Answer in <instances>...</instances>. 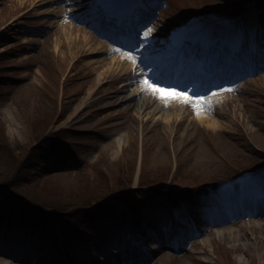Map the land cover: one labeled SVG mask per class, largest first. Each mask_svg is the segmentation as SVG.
<instances>
[{
    "label": "rangeland",
    "instance_id": "1",
    "mask_svg": "<svg viewBox=\"0 0 264 264\" xmlns=\"http://www.w3.org/2000/svg\"><path fill=\"white\" fill-rule=\"evenodd\" d=\"M95 1L0 0V27L14 19L0 31V144L13 153L9 161L0 156V230L15 226L24 234L37 235L40 245H48L52 252L45 264H73L70 258L84 264L76 251L81 246L93 253L87 262L102 260V248L113 250L105 242L109 230L117 241L121 238L122 243L140 248L133 255L151 256L146 264H183L186 250L178 237L173 240L174 227L167 232V246L162 249L158 243L162 238L153 240L149 234L154 228L157 235L164 234L159 228L163 223L147 225L139 218L148 220L137 210L149 205L146 213L152 216L150 211L165 201L172 207L184 202L185 207L196 208L218 197L224 203L252 199V188L257 190L255 196L264 198V59L258 61L260 71L220 90L217 95L222 101L209 93L202 96L210 98L214 112L227 121L222 128L214 130L188 121L177 127L174 122L168 126L174 132L168 134L156 117L170 112L168 103L173 98L169 97L167 102L157 99L169 108L163 106L143 129L122 115L119 103L110 101L118 92L104 83L108 80L96 85L106 66L100 61L109 62L106 50L112 51L92 33L96 24L82 19L92 14L89 10ZM246 8L255 12L253 28L264 48V0H157L142 33L151 29L147 39L157 47L161 41H170L174 32L190 28L187 24L198 17L196 20L211 25H241ZM75 38L94 41L85 45ZM95 41H100V46ZM241 43L250 45L246 37ZM93 68L96 71L90 75ZM95 89V102L87 106ZM115 134L123 139L129 136L128 144L122 143L120 148V143H115L111 156L98 158L97 153L92 155L94 151L87 155L92 147L87 141L101 143L102 138ZM30 148L33 150L24 163L22 154ZM85 155L87 160H83ZM169 182L172 187L167 188ZM153 187L161 190L155 192ZM132 188L141 190L134 193ZM237 193H242L240 198ZM231 194L233 199L228 198ZM122 208L128 215L132 213L135 233L129 232V221L120 219L127 216ZM165 210L159 217H167L175 227L182 215L190 214ZM248 219L262 221L264 217H240L249 233ZM222 228L237 229L231 224L218 230ZM209 235L201 233L197 242ZM211 235L213 246L206 253L215 264H240L239 258L244 264H259L253 251L251 255L235 253L224 234L215 231ZM191 257V264H204L201 260L209 256Z\"/></svg>",
    "mask_w": 264,
    "mask_h": 264
},
{
    "label": "bare ground",
    "instance_id": "2",
    "mask_svg": "<svg viewBox=\"0 0 264 264\" xmlns=\"http://www.w3.org/2000/svg\"><path fill=\"white\" fill-rule=\"evenodd\" d=\"M99 3L108 2L107 5H105V9L108 8V5L110 4L109 0H98ZM154 1V0H152ZM129 3V9H124L120 6L123 5H117V9L114 10V12H110V14H105L103 17L106 21L112 22L115 18L117 20L119 18L127 16H133L136 15V11L145 10L148 11L147 3L141 0H137L136 2H120L119 4H127ZM111 10V9H110ZM115 15V16H114ZM254 19H255V12L249 11L244 14V21L241 25L234 24V28L228 29V32H225V29L220 24H214L211 25V23H206L200 20L195 21V27L188 31H183L179 33L178 35H174L171 38L170 43L168 47L166 48V53L162 57L163 59H166V57L170 56V59L163 61L164 66L169 70L170 73L165 74H158L156 77H149V74L147 73L146 76L142 74L143 67H145V63H148L149 61H146L150 57H147L146 53H144V58L140 59L142 62H138L136 55L131 52L133 56L136 57L135 64L127 58V53L130 51H127V48L122 47L121 49L123 51L116 52L114 51L115 48H110L104 41L106 47L112 51V53H109L108 50H106V54L108 56L109 62L102 60L100 61L101 64L106 65L104 70L101 72L97 79V83L99 86L102 85L100 83L102 80H108L105 81V84H108L110 87H115L118 94L113 96L110 101L112 103H119L117 106L122 107L124 109L123 116L127 118H132V121L136 124H141V128L145 129L147 128L148 121L155 116L156 113H159L165 109L160 103L157 102V99L159 98L157 95H155L151 91H142V85L139 83L142 79L147 78L150 81L157 83L158 85L162 86L165 90L162 93L164 96L173 98L169 100L168 105L170 106V112H163L161 116L156 117V120H161L163 123V128L166 130L168 134H171V132H174L170 129H168V126L172 125V123H176V126L179 127L181 122L188 121L190 124L194 123H201L205 124L206 126L216 130L220 129L225 125V122H227L222 115L219 113L214 112L213 107H215L213 101L211 103V110L205 109V111L201 110L200 114L197 115V113H194L192 110V107L188 104H182V102L176 98L175 92H182L186 88H189V85L191 84L190 75L186 76L188 74V69H186L187 65H185L186 62H180L174 53L173 49H176L177 46H190L194 49L198 43L204 44L205 42H199L195 38H199L202 40H205L206 43H210V40L212 39L213 42L211 44L216 43V38H218L221 34H226V38H229L228 41V47L231 46V54L241 52L243 49V45L241 43V37L243 34H247L251 38L252 42V50L251 52L256 51V54L258 52L257 46L254 42V35H253V26H254ZM14 19L9 21L7 25H10L13 22ZM6 25V26H7ZM104 26V25H103ZM71 27V30L73 31V27ZM105 27V26H104ZM110 27H106L107 30H109ZM4 29V26L2 30ZM117 31V36H120L122 34V30L120 28H115ZM116 36V38H117ZM89 38H92L91 36ZM225 38V39H226ZM75 40H81L80 38H75ZM85 45L89 44L90 41H94L93 39H87L82 38L81 40ZM96 42V41H95ZM97 45L100 46V41L96 42ZM115 43V42H114ZM117 44V43H116ZM131 44V43H130ZM123 44V46H133L132 44ZM142 44H147L146 46H153V43L147 42L143 39ZM167 44H164L166 46ZM207 49H209L210 45ZM223 46V43H222ZM224 47V46H223ZM214 48V46L211 47V50ZM161 49V48H159ZM158 51L161 53L163 51ZM206 49V50H207ZM220 53H224L225 51L222 50ZM117 54V55H116ZM159 54V53H158ZM182 57L184 58V54H182ZM242 58H244L243 55H241ZM144 59V61H143ZM158 59V63L161 65V59ZM174 60V61H173ZM154 59L152 60V62ZM177 61V69L175 70L174 63ZM194 61L198 64V71L203 70L205 66H208L209 68H215V66L219 63L218 58L214 61L211 59V57L206 58V60L203 57V51L198 52L197 56L194 58ZM231 58L229 57L228 60L225 62H231ZM214 64V66L210 64ZM222 63H220L221 65ZM162 66V65H161ZM164 66L163 69H164ZM137 68V72L133 73L132 69ZM91 69V68H90ZM89 69V70H90ZM98 69V68H97ZM96 71V68H93L91 70V74H93ZM163 71H161L162 73ZM160 73V72H159ZM173 73L174 75H172ZM186 76V77H185ZM164 78H169L170 80L174 81L172 83H165L162 80ZM186 83V84H185ZM118 86V87H117ZM133 89L131 96L121 98V95L127 94ZM170 90V91H169ZM215 93L219 94L221 91H214ZM98 89L93 90L91 93L93 96L89 97V102L87 103V106L91 105L95 102L94 97L97 95ZM189 96H194L195 94H200L201 91L199 88L191 89L188 92ZM213 93V92H212ZM211 93V95H212ZM212 95V97H216L215 99L217 101H222V97L218 95ZM213 97V98H214ZM156 98V100H155ZM100 105L103 104V102L99 103ZM182 104V110H180L178 113H176V108ZM184 106V109H183ZM106 108H111V106H106ZM169 108V107H168ZM132 110L134 112H132ZM110 114L106 117L109 118ZM219 118V120H216L215 118ZM115 121V120H111ZM112 125H109L107 128H109ZM144 131V130H143ZM128 135V134H127ZM118 134H115L114 136H110L108 139L106 137L102 138L101 143L89 142L87 141V146L91 145L94 148V152L92 155L98 154L97 157L101 156H111L113 153L111 152V148L115 147V143H120V148L124 144H128L130 138L129 136H126L125 139H123V136H118ZM117 137V138H116ZM123 143V144H122ZM122 144V145H121ZM115 153V151H113ZM90 157V156H89ZM218 201H222L216 199ZM193 216L196 215V218L193 222L190 221V219H185L184 223H186L188 226H198L203 225V228H200V230L204 233L210 234L205 240H201L197 242V240L188 238L185 240L184 246L188 249L184 259L183 264H191V256L192 255H199L202 254L204 256H209L207 258L202 259V263L204 264H215L212 260L211 254L206 253V249L210 247L212 249V244L214 242V239L212 237V233L217 231L219 235L224 234V237L226 236L230 244V249L235 253H240L241 255L244 252H247L249 255L252 254V251L256 256L259 264H264V219L254 221L252 219H248V225H249V233L245 231V226L247 223L243 222L244 220H239V218L242 215H248L247 217H254V216H263L264 217V200L254 202L252 200H244L241 202L231 201L228 204H220V202H206L198 206V208H193L192 213ZM239 217V218H238ZM167 224V223H166ZM225 224H231L236 225L237 229H233L231 231H228L224 228H221V226ZM168 225V224H167ZM109 229H112V226H108ZM166 228V227H165ZM216 229V230H214ZM255 229H257L258 233L255 234ZM108 232L112 233L111 230ZM190 229V233H191ZM182 233L181 228L177 227L176 235L179 236ZM188 231H186V234L188 235ZM42 242L39 240V237L37 235H28L21 232L17 227H9L4 232L0 230V264H45L43 263V260L45 257L50 253V247L40 245ZM82 247V246H81ZM92 248L89 246V249ZM118 249H129L126 246H119ZM84 251V250H82ZM121 252H131V251H122ZM207 252L209 250L207 249ZM52 254V253H51ZM84 254L91 256L93 253L91 252H85ZM111 257V256H110ZM80 258H82L84 261H86V258L80 254ZM146 259H141L139 256H136L135 261H128L132 262L133 264H140L142 261H145ZM239 263L244 264V259L239 258ZM111 261V259H110ZM122 264V263H119Z\"/></svg>",
    "mask_w": 264,
    "mask_h": 264
},
{
    "label": "snow or ice",
    "instance_id": "3",
    "mask_svg": "<svg viewBox=\"0 0 264 264\" xmlns=\"http://www.w3.org/2000/svg\"><path fill=\"white\" fill-rule=\"evenodd\" d=\"M151 31V29H148L147 32H145V37L148 36V33ZM116 52H120L121 49L117 48L114 49ZM127 58L131 60L134 64L136 62V57L131 54V52L127 53ZM133 73L137 72V68L132 69ZM142 85V91H151L155 95H157L161 100H164L165 102L168 101L169 97L164 96L162 93L164 92V88L157 83H154L150 81L147 78L142 79L139 82ZM217 93L213 92L212 95H216ZM176 98L180 99L182 103L188 104L191 106L197 113V115L200 114L202 109L211 110V102L210 98L202 97V96H185L184 93L176 92Z\"/></svg>",
    "mask_w": 264,
    "mask_h": 264
},
{
    "label": "trees",
    "instance_id": "4",
    "mask_svg": "<svg viewBox=\"0 0 264 264\" xmlns=\"http://www.w3.org/2000/svg\"><path fill=\"white\" fill-rule=\"evenodd\" d=\"M12 154L13 153L7 148L6 144H0V156L4 159V161H9L10 155ZM12 160H16V163L18 162L15 156L12 157ZM1 186L3 187V185Z\"/></svg>",
    "mask_w": 264,
    "mask_h": 264
}]
</instances>
